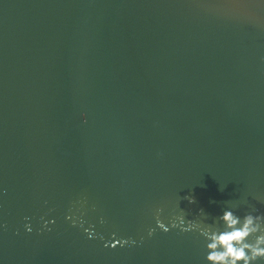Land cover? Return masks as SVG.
I'll return each instance as SVG.
<instances>
[{"label":"water","instance_id":"obj_1","mask_svg":"<svg viewBox=\"0 0 264 264\" xmlns=\"http://www.w3.org/2000/svg\"><path fill=\"white\" fill-rule=\"evenodd\" d=\"M161 207L264 214V0H0V264H208Z\"/></svg>","mask_w":264,"mask_h":264},{"label":"clouds","instance_id":"obj_2","mask_svg":"<svg viewBox=\"0 0 264 264\" xmlns=\"http://www.w3.org/2000/svg\"><path fill=\"white\" fill-rule=\"evenodd\" d=\"M81 115L86 122V114ZM185 198L190 202L193 201L190 196ZM163 211L162 207L155 210L157 227L165 232L171 228H179L181 231H199L205 240L207 253L205 258L208 264H258L264 261V214H257L255 208L242 216L238 215L232 207L225 208L213 223L186 221L185 213L181 210L180 213L171 217L168 225L160 219ZM47 223L45 221V225ZM75 223L76 221L73 220V224ZM85 231L90 237L93 235L90 229ZM155 231L156 228H149L148 235L152 236ZM119 243L123 246L128 243L135 244L136 241L128 238L122 239Z\"/></svg>","mask_w":264,"mask_h":264}]
</instances>
